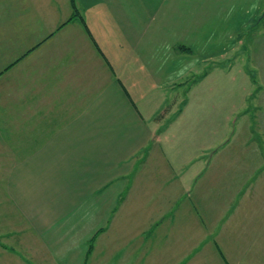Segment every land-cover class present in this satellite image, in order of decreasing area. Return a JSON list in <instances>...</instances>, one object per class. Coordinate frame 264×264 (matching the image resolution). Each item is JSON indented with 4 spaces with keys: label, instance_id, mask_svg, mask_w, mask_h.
Instances as JSON below:
<instances>
[{
    "label": "crops",
    "instance_id": "1",
    "mask_svg": "<svg viewBox=\"0 0 264 264\" xmlns=\"http://www.w3.org/2000/svg\"><path fill=\"white\" fill-rule=\"evenodd\" d=\"M262 2L0 0V61L13 58L0 67V259L94 264L97 244L181 245L180 257L213 225L214 256L234 244L235 264H264V97L214 148L205 113L167 101L212 26L254 20ZM200 143L197 169L179 162Z\"/></svg>",
    "mask_w": 264,
    "mask_h": 264
},
{
    "label": "rangeland",
    "instance_id": "2",
    "mask_svg": "<svg viewBox=\"0 0 264 264\" xmlns=\"http://www.w3.org/2000/svg\"><path fill=\"white\" fill-rule=\"evenodd\" d=\"M255 17L254 20L252 19L240 26L233 24L212 26L210 40H205L203 51L205 57L201 62V67L196 66L191 74L184 77L175 88L167 92V101L168 104L173 105L172 110L176 111L178 107L179 112L186 105V102L190 101L189 112L195 113L201 110L200 113H205L207 131L210 132V141L205 144L211 145V148L219 146L220 143L222 146H227L229 140L226 139H232L234 133L243 125L248 111L254 110L258 106L259 98L257 97H264V0ZM11 59L13 58H2L0 67ZM198 75L201 76L198 77ZM199 105H204V108H200ZM261 105L264 107L263 100ZM206 145L197 144L193 154L187 152L177 154L179 162L186 161L188 158L193 161V157H195L194 162L197 169V165L205 159L199 149ZM184 147L186 146L180 145L179 149ZM211 154L212 152L209 153L208 157H211ZM0 171L4 173L6 170ZM196 218L199 221L206 220L200 216H196ZM137 220L136 217H127L126 228L133 231L137 230L139 227ZM108 225L111 223L108 222ZM209 227L212 228L210 239L201 240L206 244L195 243L196 246L193 249L181 254L180 257H176L177 255L171 252L182 253L184 247L181 245L177 249L173 248L172 251H168L166 247L161 249L155 244H138V247L134 249L123 248L122 244H97L98 248L94 249V264H108L109 254L111 259L119 256L122 258L124 255L130 259L127 264H235L234 244H226L229 259L222 257L221 261L218 255L212 254V251L216 252L218 246V228L215 229L213 225ZM187 230L191 243L199 234L192 227L188 226ZM109 235L111 233L106 232L104 237ZM180 235L181 233L179 237ZM176 241L179 244H186L179 239ZM210 241L213 243L211 247ZM0 243H2L0 244V251L2 252L1 249L4 250L5 248L3 237H0ZM245 245L243 244V257H239L243 261H246L252 253L251 251L246 254ZM170 253L172 258H170ZM173 261L175 262L173 263ZM0 264L11 263L0 259ZM115 264H122V262L115 261Z\"/></svg>",
    "mask_w": 264,
    "mask_h": 264
},
{
    "label": "trees",
    "instance_id": "3",
    "mask_svg": "<svg viewBox=\"0 0 264 264\" xmlns=\"http://www.w3.org/2000/svg\"><path fill=\"white\" fill-rule=\"evenodd\" d=\"M178 48H179L180 51H185L186 49H187L188 51H190V52L192 51L189 47L186 48V47H184L183 45H179Z\"/></svg>",
    "mask_w": 264,
    "mask_h": 264
}]
</instances>
